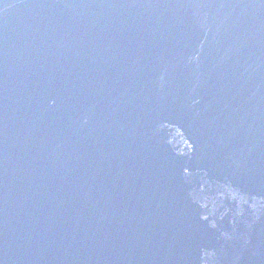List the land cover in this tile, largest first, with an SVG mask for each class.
Listing matches in <instances>:
<instances>
[{"label":"water","instance_id":"water-1","mask_svg":"<svg viewBox=\"0 0 264 264\" xmlns=\"http://www.w3.org/2000/svg\"><path fill=\"white\" fill-rule=\"evenodd\" d=\"M0 264H264V0H0Z\"/></svg>","mask_w":264,"mask_h":264}]
</instances>
